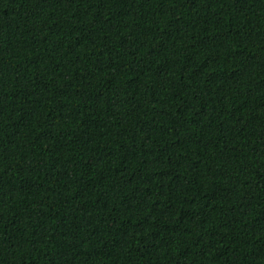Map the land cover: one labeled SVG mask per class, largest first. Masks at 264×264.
<instances>
[{
	"label": "trees",
	"instance_id": "16d2710c",
	"mask_svg": "<svg viewBox=\"0 0 264 264\" xmlns=\"http://www.w3.org/2000/svg\"><path fill=\"white\" fill-rule=\"evenodd\" d=\"M0 264H264V0H0Z\"/></svg>",
	"mask_w": 264,
	"mask_h": 264
}]
</instances>
